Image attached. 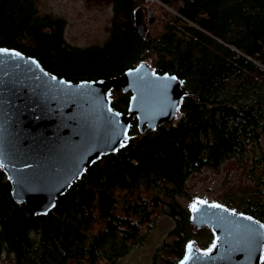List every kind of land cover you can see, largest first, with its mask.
<instances>
[{"label": "trees", "instance_id": "obj_1", "mask_svg": "<svg viewBox=\"0 0 264 264\" xmlns=\"http://www.w3.org/2000/svg\"><path fill=\"white\" fill-rule=\"evenodd\" d=\"M107 1L108 38L77 47L64 38L65 20L38 15L33 0H0V47L73 82L115 77L149 59L155 72L181 81L177 118L141 134L133 117L124 146L89 166L45 215H29L12 199L0 170L5 264H116L160 214L174 227L154 261L161 256V264H177L193 241L209 251L214 234L190 222L199 200L186 209L178 198L193 200L189 177L228 160L252 184L242 196L215 202L264 225V0ZM145 3L161 17L142 37L135 22ZM129 97L109 92L111 107L123 114Z\"/></svg>", "mask_w": 264, "mask_h": 264}, {"label": "water", "instance_id": "obj_2", "mask_svg": "<svg viewBox=\"0 0 264 264\" xmlns=\"http://www.w3.org/2000/svg\"><path fill=\"white\" fill-rule=\"evenodd\" d=\"M135 24L145 37L146 24L140 18ZM110 91L130 94L126 114L111 107ZM184 94L177 76L144 61L115 77L73 82L0 47V170L12 199L29 215L47 214L89 166L124 146L133 117L139 133L154 131L177 118ZM248 217L198 201L190 222L212 231L214 245L202 252L190 242L177 264H261L264 225Z\"/></svg>", "mask_w": 264, "mask_h": 264}, {"label": "rangeland", "instance_id": "obj_3", "mask_svg": "<svg viewBox=\"0 0 264 264\" xmlns=\"http://www.w3.org/2000/svg\"><path fill=\"white\" fill-rule=\"evenodd\" d=\"M33 1L38 15H50L65 20L64 38L70 45L77 47L102 45L108 38L112 9L107 0ZM150 12L154 16L153 23L157 22L161 17V11L150 3L143 5V11L141 10L137 17L146 24L147 29ZM144 62L149 65V59ZM112 92L116 94L121 91ZM251 184V180L244 174L237 161L228 160L218 170L204 168L192 174L186 182V189L188 195L194 199L181 196L178 201L184 208L191 209L190 204L196 203L197 199L216 203L215 201H223L228 196H242ZM221 204L224 205L223 202ZM173 227V219L166 215H158L153 221V226L147 229L143 240L135 243L126 254L119 257L116 264H161L162 257L157 256L154 261V256ZM0 264H5L4 260H0Z\"/></svg>", "mask_w": 264, "mask_h": 264}, {"label": "snow or ice", "instance_id": "obj_4", "mask_svg": "<svg viewBox=\"0 0 264 264\" xmlns=\"http://www.w3.org/2000/svg\"><path fill=\"white\" fill-rule=\"evenodd\" d=\"M213 207H219V205H213ZM248 219H251V217H248Z\"/></svg>", "mask_w": 264, "mask_h": 264}]
</instances>
